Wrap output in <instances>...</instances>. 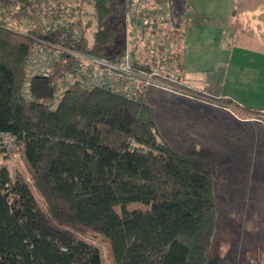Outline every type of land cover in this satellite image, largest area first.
Instances as JSON below:
<instances>
[{
  "label": "trees",
  "instance_id": "trees-1",
  "mask_svg": "<svg viewBox=\"0 0 264 264\" xmlns=\"http://www.w3.org/2000/svg\"><path fill=\"white\" fill-rule=\"evenodd\" d=\"M135 3L0 0V135L15 138L30 173L13 177L0 165V264H103L95 244L45 226L30 184L66 225L107 238L114 264H208L219 211L213 173L172 147L165 132L175 121L155 114L153 84L136 81L129 92L121 85L133 77L114 84L106 65L88 58L113 62L126 50L114 19L125 36ZM147 5L134 39L148 45L130 48L133 67L172 69L182 3ZM160 32L166 43L157 47L148 36ZM40 46L51 51L33 65ZM96 69L106 81L89 79Z\"/></svg>",
  "mask_w": 264,
  "mask_h": 264
},
{
  "label": "rangeland",
  "instance_id": "rangeland-1",
  "mask_svg": "<svg viewBox=\"0 0 264 264\" xmlns=\"http://www.w3.org/2000/svg\"><path fill=\"white\" fill-rule=\"evenodd\" d=\"M175 3L179 2L173 0ZM234 11L235 16L226 19V40L230 44L249 46L258 45L259 40L264 42V27H249L252 22L253 25L264 23V12L258 16L240 7ZM114 24L119 30L118 50L124 45L130 51L137 40L130 38L131 35L123 36L117 16ZM165 38L162 43H166ZM175 48L179 50V44L173 46V51ZM150 87L149 99L155 106V114L163 122L175 121L172 132H165L172 147L198 161L214 176L219 211L208 264H264V112L239 108L231 100L203 92L185 81L173 87ZM12 151L16 158L11 154L5 156L1 164L8 166L13 177L18 172L30 177L21 149L15 146ZM30 185L48 229L95 244L100 249L103 264H114L107 238L90 229L78 230L66 225L53 215L35 185ZM145 206L141 202L128 204L129 208Z\"/></svg>",
  "mask_w": 264,
  "mask_h": 264
},
{
  "label": "crops",
  "instance_id": "crops-1",
  "mask_svg": "<svg viewBox=\"0 0 264 264\" xmlns=\"http://www.w3.org/2000/svg\"><path fill=\"white\" fill-rule=\"evenodd\" d=\"M178 1L184 16L180 49L175 48L173 55L178 62H171L170 66L176 68L160 71L178 76L203 92L231 100L239 108L264 112V42L259 40L256 46L230 44L225 37L226 19L235 16V8L260 16L264 0ZM252 23L250 28L264 27L263 22ZM132 44V49L143 47L138 40Z\"/></svg>",
  "mask_w": 264,
  "mask_h": 264
},
{
  "label": "built area",
  "instance_id": "built-area-1",
  "mask_svg": "<svg viewBox=\"0 0 264 264\" xmlns=\"http://www.w3.org/2000/svg\"><path fill=\"white\" fill-rule=\"evenodd\" d=\"M147 1L148 0H136V3L128 11L129 16L126 21L127 22L126 34L131 35L130 38L137 37L138 33L140 32V29L142 28V24L144 25L148 23V18L143 17V15L141 14L142 11L148 9ZM139 5H141L142 7H139ZM148 39L150 41H154L153 43H155L157 47L165 45V43H162V40H164V33L162 32H160L158 36L156 33L149 34ZM156 40H158V42ZM41 41L46 43L47 45H52L58 48H63L47 40L45 41L41 40ZM50 49L51 48H48L47 46L38 47L36 50H34V54H32L31 56V63L34 65L35 63H37V61H39L40 63L42 60L46 61L47 53L51 51ZM88 58L106 65V67L103 69V72L106 71V74H104V78L105 76L109 75L110 78L112 77L114 79V81H112V83L114 82V84H117L116 81L118 82V79L120 80V77L122 79H125V76L133 77L132 78L134 80L133 85H130L131 81L130 82L127 81L126 83L130 87L129 86L125 87L121 85L122 88H127L129 92H131L132 90H135L136 81L137 83H142L143 85L153 84V85L159 86L160 88L161 87L162 88L173 87V85L177 86V84L180 83V81L176 77L168 73H163L159 69L151 73L136 70L133 67V57L128 47L113 62H109L106 59H94L90 57ZM89 79L92 81H98V80L102 82L106 81L105 79L102 80L103 78H102V75L99 69H96L95 72L92 74V76L90 75ZM119 86L120 85H117V88H119ZM14 147H15V138L11 134L4 133L0 135V149L4 148L3 151H0V165L2 163L1 162L2 158L5 156H8L11 154L13 159L16 158V153L12 151Z\"/></svg>",
  "mask_w": 264,
  "mask_h": 264
}]
</instances>
